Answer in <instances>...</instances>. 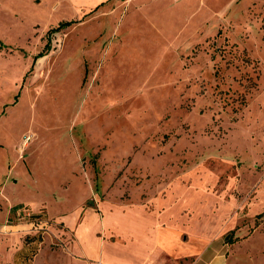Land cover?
I'll return each instance as SVG.
<instances>
[{
    "label": "rangeland",
    "instance_id": "rangeland-1",
    "mask_svg": "<svg viewBox=\"0 0 264 264\" xmlns=\"http://www.w3.org/2000/svg\"><path fill=\"white\" fill-rule=\"evenodd\" d=\"M262 214L264 0H0V264H264Z\"/></svg>",
    "mask_w": 264,
    "mask_h": 264
},
{
    "label": "crops",
    "instance_id": "crops-1",
    "mask_svg": "<svg viewBox=\"0 0 264 264\" xmlns=\"http://www.w3.org/2000/svg\"><path fill=\"white\" fill-rule=\"evenodd\" d=\"M106 1L108 0H69V2L83 4V5H92L99 3L103 4ZM170 236L171 235H168L167 237H162L163 241L160 244V246H154L152 249H150V251L147 249L146 255L139 264H158V261L162 257L176 264H182V263L197 264V249L195 251L192 250L189 253L177 254L176 252H173L172 246L173 247L185 246L183 245L184 242L182 244H178L175 242V238H176L175 234L173 235L172 240H169ZM187 254L189 257H187Z\"/></svg>",
    "mask_w": 264,
    "mask_h": 264
},
{
    "label": "trees",
    "instance_id": "trees-1",
    "mask_svg": "<svg viewBox=\"0 0 264 264\" xmlns=\"http://www.w3.org/2000/svg\"><path fill=\"white\" fill-rule=\"evenodd\" d=\"M70 23H60L56 28H53L51 30L48 31L47 35H48V41L43 49L42 52H40L37 56H34V62L37 60V59H40L42 58L45 54H47L50 50V35L54 34V33H57L59 31H61V29H63L64 27L68 26ZM264 215V214H262ZM261 215V216H262ZM40 214H35V215H32L30 216L32 219H39L40 218ZM34 237H37V242H41V233H39L37 236H34ZM33 240L35 241V239L33 238Z\"/></svg>",
    "mask_w": 264,
    "mask_h": 264
}]
</instances>
